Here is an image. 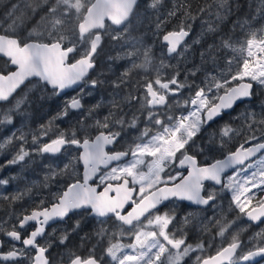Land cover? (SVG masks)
<instances>
[{
  "label": "snow or ice",
  "instance_id": "6c2138e0",
  "mask_svg": "<svg viewBox=\"0 0 264 264\" xmlns=\"http://www.w3.org/2000/svg\"><path fill=\"white\" fill-rule=\"evenodd\" d=\"M137 2L16 0L6 9L4 18L11 23L6 28L0 23V56L7 58L0 69V103L11 106L0 111V127L12 125L15 115L25 120L0 140V155L12 150L11 159L0 164V171L16 165L23 170L36 163L35 157L45 155L68 159L62 167L45 164L42 180H33L11 195L0 193V202L9 209L7 218H0V235L7 237V241L0 240V264H105L106 258L109 264H182L193 253L192 264H252L264 258V229L247 243L236 232L215 254L205 255L206 244L211 248L215 237L187 243V232L183 227L176 229L174 223L177 202H188L198 206V211L187 212L181 225L195 224L201 233L217 227V235L224 237L235 222L224 223L225 193L230 195L228 211L235 210L237 219L264 222V101L259 112L251 108L258 95L256 86L264 89V23L251 27L257 16L264 19V0H256L252 21L238 18L233 22V32L237 27L244 30L245 39L238 47L231 36H218V42L200 49L198 63L183 69L181 62L186 66L196 58L193 45L218 33L220 24L241 5L238 0H171L162 12L164 0H149L147 9L154 15L145 18L154 25V34L175 22L162 39L166 55L177 64L161 59L155 79L133 85L132 70L152 64L151 47L144 49L141 63L134 59L140 50L135 47L139 39L132 33L143 25V19L133 24ZM248 4L251 8L252 0ZM37 15L31 30L21 35L25 24ZM196 20L207 27L189 42ZM106 34L120 47L130 46L116 57L130 60V67L111 81L89 75ZM229 49L239 55L224 57L221 67L220 53ZM29 84L32 89L13 102L17 90ZM106 84L111 87L109 98L101 97L85 108V97ZM74 86L80 89L75 96L47 123L31 128L30 112L23 107L31 106V91L38 90V100L45 101ZM185 89L189 90L187 96L183 95ZM245 102L249 106L233 118L240 121L239 126L224 123L218 131L207 132L218 118ZM102 109L106 114L100 115ZM73 114L77 117L74 123L69 119ZM65 120H69L67 130L56 123ZM234 142V149H229ZM22 178L21 174L0 177V187ZM42 189L48 190L46 195L41 194ZM26 197L31 205L16 211L14 205ZM207 211L213 215H200ZM72 215L94 218L98 224L91 234L80 236L78 249L69 248L67 242L79 233L81 219L58 237L55 229L47 233L50 223ZM109 221L114 222V231L105 227ZM125 236L130 243L121 242ZM93 238L96 244L81 254ZM104 240L108 246L97 255ZM57 242L66 251L54 258L50 249Z\"/></svg>",
  "mask_w": 264,
  "mask_h": 264
},
{
  "label": "trees",
  "instance_id": "16d2710c",
  "mask_svg": "<svg viewBox=\"0 0 264 264\" xmlns=\"http://www.w3.org/2000/svg\"><path fill=\"white\" fill-rule=\"evenodd\" d=\"M16 0H3V3L0 4V23H2L3 27H7L8 24L11 23V20H6L4 18L5 11L8 7H10L11 3H15ZM149 0H139L138 5L135 9V14L133 16V24L135 25L138 19H143V25L139 27V29L132 33V35L136 36L139 39V42L136 43L135 47L138 48L140 51L137 54L136 57H134L135 62L137 64L141 63L143 61V51L147 47L152 48V64L147 69L137 68L133 69L131 72V82L133 85L136 84V82H140L141 84L144 83L147 80H153L155 79L157 75V68L160 66L161 59L164 60L166 64H177V60L173 57H168L166 55V48L163 44V33L167 31H171L173 28L172 24H168L161 33L154 34L155 28L154 25H150L149 21L145 18L146 16H152L154 13L151 10L147 9V4ZM202 2V0H201ZM238 2L241 5V8L239 11L234 12V14L230 15L229 18L220 24V31L216 34L206 36L204 40L202 41L201 45H193L192 51L196 53V58L192 61V63H188L186 66L183 62H181V68L184 67L191 68L193 67V64L198 63V54L201 48L206 47L208 43L218 42L217 37L218 36H224L227 38L228 36L232 37L233 42L236 43V46H239V43L242 42L245 39L244 30L240 29L239 27L236 28L235 32L232 31V25L233 22L236 21L238 18L243 20L247 18L249 21H252V17L256 15L255 8H256V0H252V7L249 8L248 0H238ZM171 0H164V7L161 9V11H165L167 7L170 6ZM39 19V15L35 17V19L31 20L30 22L26 23L23 30L20 32L21 35L26 36L28 31L31 30L32 26L35 24V21ZM214 20V17H213ZM262 23H264V19L257 16L255 21H252L251 27L258 28ZM192 32L189 38V42H191L192 39L196 38L202 28H206L207 25L202 22V20H196L192 22ZM112 27V26H111ZM111 27L109 28V33L111 32ZM69 37H71V32L66 33ZM142 38V39H140ZM82 50V46H81ZM128 50H130L129 47H120L119 43L113 42L110 38V35L106 34L104 36L103 42L101 47L98 50V55L96 56V68L91 74V78L100 77L101 79H106L107 81H111L116 78V76L120 75L121 72L124 71L125 68L130 67L131 61L127 58L125 59H116L117 56H123ZM234 55L238 56V53H233L230 49L229 50H223L220 53L221 61L220 66H224V57L231 58ZM76 58H79L77 55ZM111 58V59H110ZM6 60L0 58V69H3L5 67ZM111 69V71H110ZM9 70L10 67H9ZM169 75L172 73V69H165ZM184 74L183 71H181L180 79L183 80ZM191 79V78H190ZM201 77L198 75L196 77L197 83L200 82ZM33 84H35V80H33ZM33 84H29L27 88L23 87L13 98V102L15 98H19V96L23 95L25 92H29L30 89H32ZM80 89H78L75 93L67 94L63 97H52L51 99H47L45 101H39V91H31L30 93V100L33 101L31 106L28 105L23 106L30 112V116L27 118L28 123L31 126V128L36 129L39 125L47 123V121L56 114L60 110V108L63 106L64 102L66 100H69L72 96H75ZM256 91L258 95H256L251 103V108H253L255 111L259 112L260 109V102L264 101V89H261L259 86H256ZM111 92L110 85L106 84L102 88H97L93 91V94L91 96H86L84 99L85 108L90 106L91 104H94L97 100H99L101 97L104 99L109 98V93ZM139 91H137V95H139ZM189 94V90L185 89L183 95L187 96ZM171 102V98H170ZM10 104H1L0 105V111L5 110L6 108L10 107ZM248 102H245L244 104H241L238 106L235 110L232 112L225 114L223 118L215 121L212 123L209 128L207 129V132L211 131H218L221 125L224 123H232L233 126H239L240 121L234 120L233 118L236 117L238 114L243 112L246 107H248ZM138 107V105L136 106ZM106 109H102L100 115L106 114ZM77 117L75 114H73L69 119L71 122H75V119ZM25 117L15 115L13 118V124L12 125H6L0 127V140H2L5 136L9 135L14 129L21 126L22 122H24ZM61 129L67 130L69 128V120L65 121H57L56 122ZM207 132H205L203 135L207 136ZM54 133L50 134L51 138H54ZM50 137H45V140H48ZM31 137H29V140ZM199 142V141H198ZM237 142H234L233 144L229 145V149H234ZM29 147L31 145L29 144ZM12 156V150L7 151L6 153L0 155V164H3L6 160L11 159ZM36 163L31 164L29 167L25 169H21L20 165L16 166H10L4 168L2 171H0V177H7L10 175L15 174H21L22 179H19L17 181H14L10 183L6 187H0V193L11 195L14 194L18 189H23L26 184H30L33 180H42L43 175L46 172V169L44 167L45 164L48 163H58L60 166H63V163L67 162V156L65 155H58L55 157L45 155L43 158L35 157ZM202 159V158H201ZM80 171L82 174V167L80 166ZM41 194L46 195L48 190H40ZM37 192L36 188H33V193L35 194ZM36 200H38L40 197L35 196ZM230 201V195L228 193L224 194V197L222 199L223 204V215L226 217L224 220V223H227L229 221H235L232 223L231 227L228 229V231L225 233L224 237H219L217 235L218 228L212 227L210 233H201L198 231V226L193 224L189 225L190 227V237L187 239V243L195 244L199 242L200 240H203L205 242L212 240L213 237L215 239L212 241V247L207 248L206 244V252L205 255H213L215 254V251L218 247H220L222 244L226 245L230 239L232 234L236 232H240L241 239L247 243L249 238L254 236L257 232H260L261 229H264V223L255 226L251 223H249L245 217H240L237 219V212L235 210L229 212L228 211V204ZM31 200L29 198H25L23 201L18 202L16 205H14V208L16 211L21 210L23 207H28L31 205ZM8 206L4 202H0V218H7V212H8ZM189 211H198V208L190 207L188 208L187 212ZM182 214V213H180ZM185 215V214H184ZM182 215V217L184 216ZM201 216L203 217H210L213 215L212 211L207 212H201ZM178 219L176 221L177 225H181L179 221L182 219ZM220 216L217 215V219H219ZM77 219L82 220V225L79 233H74L71 237L69 242H67V246L69 248L78 249L80 245V236L84 235V233L91 234L93 230L98 227L97 221L94 218L89 217H81L77 215H72L68 219L67 223L64 224H58L55 225L47 230V233H52L53 229L56 230V236L58 237L62 231L65 229H71ZM105 227H108L110 231L115 230V224L112 221H109ZM243 229V231H241ZM30 230V229H29ZM0 240L7 241V237L0 235ZM96 239L93 238L88 244H86L85 248L81 250V254H86L87 249L92 246V244H96ZM122 243H130L131 239L129 237L125 236L121 238ZM108 246L107 240L102 241L99 246L96 249L97 255H100L102 253V250ZM8 244H5V251L7 250ZM65 246L60 245L58 242L54 245L52 249H50L52 257L56 258L59 257L60 254L65 252ZM196 254L193 253L191 256L186 258L182 264H192L194 256ZM105 264H109L107 258L105 260Z\"/></svg>",
  "mask_w": 264,
  "mask_h": 264
},
{
  "label": "water",
  "instance_id": "95a60500",
  "mask_svg": "<svg viewBox=\"0 0 264 264\" xmlns=\"http://www.w3.org/2000/svg\"><path fill=\"white\" fill-rule=\"evenodd\" d=\"M138 2H139V0H138ZM138 2H137V5H138ZM106 23H108V24H110V22H107L106 21ZM112 27H114V26H112ZM190 38V37H189ZM189 38H188V40H189ZM163 44H164V42H163ZM99 50V49H98ZM0 58L1 59H4V60H6L7 58H5V57H3V56H0ZM10 67V69L11 70H14V68H12L11 66H9ZM95 68H96V66H95ZM95 68H94V70H95ZM94 70H92V71H90V76H91V74H92V72L94 71ZM33 80H35V78H33ZM27 83V82H26ZM24 86H22V88H23ZM79 89V87H76V86H74L73 88H71V89H67L66 91H65V93L64 94H62L60 97H63V96H65V95H67V94H73V93H75L77 90ZM21 89H18L17 90V93L20 91ZM16 93V94H17ZM16 94H14V97L16 96ZM1 104H3V103H0V105ZM241 104H238L233 110H235L238 106H240ZM233 110H230V112H232ZM229 112V113H230ZM228 114V113H227ZM219 119H221V118H218L217 120H219ZM216 120V121H217ZM81 167H82V165H81ZM229 171H231V170H229ZM185 203H187L188 205H190L188 202H185ZM191 206H194V207H198V206H196V205H191ZM68 219L69 218H66V220L65 221H56V222H52V223H50V225L48 226V228H47V230L49 229V228H51V227H53V226H55V225H58V224H64V223H67V221H68ZM245 219L247 220V218L245 217ZM248 221V220H247ZM249 223H252L253 225H255V226H258V225H260V224H262V223H264V222H257V223H253V222H251V221H248ZM264 261V258H257L256 259V261H253L252 262V264H260L261 262H263Z\"/></svg>",
  "mask_w": 264,
  "mask_h": 264
},
{
  "label": "flooded vegetation",
  "instance_id": "af4514ba",
  "mask_svg": "<svg viewBox=\"0 0 264 264\" xmlns=\"http://www.w3.org/2000/svg\"><path fill=\"white\" fill-rule=\"evenodd\" d=\"M177 203L179 204V207L177 208V220L180 219L182 217V215L187 213L188 208L194 207V206L188 205L185 202H177ZM194 208H198V207H194ZM161 210L162 211H166L167 209L162 208ZM180 213H182V214H180ZM174 223H175L176 229H180L181 228V226L177 225L176 222H174ZM169 227L171 229L172 225H170ZM182 227L184 228V231L187 232V239H188L190 237V227L189 226H186V227L182 226ZM176 234H177V236H179L181 233L179 231H177ZM260 264H264V261L261 262Z\"/></svg>",
  "mask_w": 264,
  "mask_h": 264
},
{
  "label": "rangeland",
  "instance_id": "374dc122",
  "mask_svg": "<svg viewBox=\"0 0 264 264\" xmlns=\"http://www.w3.org/2000/svg\"><path fill=\"white\" fill-rule=\"evenodd\" d=\"M190 256H191V255H190ZM186 258H188V257H186ZM186 258H185V259H186ZM185 259H184V260H185Z\"/></svg>",
  "mask_w": 264,
  "mask_h": 264
}]
</instances>
